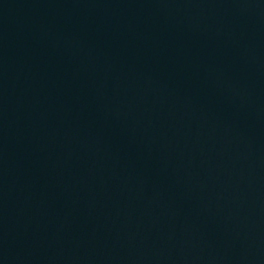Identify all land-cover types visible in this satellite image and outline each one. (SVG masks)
Masks as SVG:
<instances>
[{
    "label": "water",
    "instance_id": "95a60500",
    "mask_svg": "<svg viewBox=\"0 0 264 264\" xmlns=\"http://www.w3.org/2000/svg\"><path fill=\"white\" fill-rule=\"evenodd\" d=\"M56 264H264V0L193 2Z\"/></svg>",
    "mask_w": 264,
    "mask_h": 264
}]
</instances>
